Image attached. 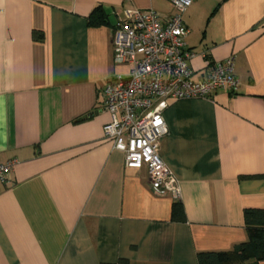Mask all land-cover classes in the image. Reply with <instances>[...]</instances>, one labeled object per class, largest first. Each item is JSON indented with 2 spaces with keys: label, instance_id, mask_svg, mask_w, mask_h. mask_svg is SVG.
I'll list each match as a JSON object with an SVG mask.
<instances>
[{
  "label": "crops",
  "instance_id": "crops-1",
  "mask_svg": "<svg viewBox=\"0 0 264 264\" xmlns=\"http://www.w3.org/2000/svg\"><path fill=\"white\" fill-rule=\"evenodd\" d=\"M98 7L105 22L89 26ZM125 9L172 14L169 0H0V164L17 160L0 183V264H197L246 241L244 209H264V0L183 14L194 78L234 56L239 82L164 111L184 222L104 136L102 91L129 70L111 45Z\"/></svg>",
  "mask_w": 264,
  "mask_h": 264
},
{
  "label": "built area",
  "instance_id": "built-area-1",
  "mask_svg": "<svg viewBox=\"0 0 264 264\" xmlns=\"http://www.w3.org/2000/svg\"><path fill=\"white\" fill-rule=\"evenodd\" d=\"M172 14L161 19L154 10H123L111 34L113 62L128 66L126 74H113L102 91L110 122L104 127L106 140L123 154L124 166L145 169L154 194L179 198L176 178L160 155L168 135L164 111L168 101L211 98L218 91L234 93L235 57L216 62L200 78L190 62L189 29L183 14L194 0H169ZM17 160L0 164V183H10Z\"/></svg>",
  "mask_w": 264,
  "mask_h": 264
},
{
  "label": "trees",
  "instance_id": "trees-1",
  "mask_svg": "<svg viewBox=\"0 0 264 264\" xmlns=\"http://www.w3.org/2000/svg\"><path fill=\"white\" fill-rule=\"evenodd\" d=\"M101 8H95L88 18L89 26L104 24L105 17ZM35 41L41 40V35L34 33ZM248 179L257 178L253 176ZM171 219L174 222H184L185 215L182 204L177 200L172 205ZM243 222L246 241L228 252L200 253L196 256L197 264H261L264 262V209L247 208L243 211ZM118 264H129L120 260Z\"/></svg>",
  "mask_w": 264,
  "mask_h": 264
}]
</instances>
